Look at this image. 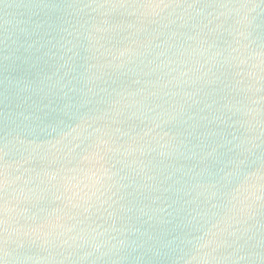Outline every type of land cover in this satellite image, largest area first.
Returning <instances> with one entry per match:
<instances>
[{"label": "water", "instance_id": "obj_1", "mask_svg": "<svg viewBox=\"0 0 264 264\" xmlns=\"http://www.w3.org/2000/svg\"><path fill=\"white\" fill-rule=\"evenodd\" d=\"M148 2L0 0L17 264H264V2Z\"/></svg>", "mask_w": 264, "mask_h": 264}, {"label": "clouds", "instance_id": "obj_2", "mask_svg": "<svg viewBox=\"0 0 264 264\" xmlns=\"http://www.w3.org/2000/svg\"><path fill=\"white\" fill-rule=\"evenodd\" d=\"M144 7H150L148 5H144ZM243 7V5L241 6ZM251 58L256 60L257 63L253 65V68L257 69L258 71H264V52H255L251 54ZM258 90V89H257ZM253 103H258V101H253ZM74 130V129H73ZM7 172V166L5 167V173ZM254 175V174H251ZM251 175H245L244 180L242 182L241 188L243 189V193L245 194L244 199L241 200V203L244 200L254 199L259 200L262 197L257 196L256 192L261 191L264 189V185L257 186L255 184H249L248 181L251 179ZM50 179H55V174H52ZM264 179V177H261ZM8 180L7 176L5 179V189L7 188ZM240 191V189H238ZM233 199H237V197H233ZM11 209L8 207V202H5V214L3 219V238L0 239V264H17L18 257L14 256L13 251L10 250V230L8 227V214ZM206 245H200V247H205ZM245 257H239L238 259L242 260ZM213 259H215L213 257ZM199 261V264H208V259L206 256H192L190 259L185 261V264H193V261Z\"/></svg>", "mask_w": 264, "mask_h": 264}, {"label": "snow or ice", "instance_id": "obj_3", "mask_svg": "<svg viewBox=\"0 0 264 264\" xmlns=\"http://www.w3.org/2000/svg\"><path fill=\"white\" fill-rule=\"evenodd\" d=\"M153 0H149L148 3H152ZM264 2V0H262ZM159 3L163 4L164 0H159ZM3 157L0 156V160H2ZM5 165L0 164V193H3L5 191ZM5 202L6 200L2 195H0V217H4V208H5ZM0 225H3V219H0Z\"/></svg>", "mask_w": 264, "mask_h": 264}]
</instances>
